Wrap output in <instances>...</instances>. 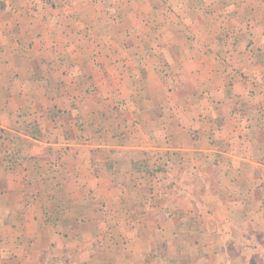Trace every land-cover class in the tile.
Masks as SVG:
<instances>
[{"label":"crops","instance_id":"crops-1","mask_svg":"<svg viewBox=\"0 0 264 264\" xmlns=\"http://www.w3.org/2000/svg\"><path fill=\"white\" fill-rule=\"evenodd\" d=\"M250 5L0 0V264H160L146 243L264 264V74L236 76L264 72ZM222 26L245 41L229 68Z\"/></svg>","mask_w":264,"mask_h":264},{"label":"rangeland","instance_id":"rangeland-1","mask_svg":"<svg viewBox=\"0 0 264 264\" xmlns=\"http://www.w3.org/2000/svg\"><path fill=\"white\" fill-rule=\"evenodd\" d=\"M208 1H210V0H207V2ZM166 2H168V1H166ZM245 2H251L250 6L252 7V12H255L254 14L259 16L260 12L263 10V6H259V4H260V2L263 3V0H250V1L249 0H245ZM165 5H167V4H165ZM251 7L248 8V9H244V11L250 12ZM165 10L167 12L166 16L169 17V15L171 14V9L170 8L169 9H166V8L163 9V13L161 12V15H163V16L165 15V13H164ZM215 11H216L215 9L211 8L209 10V12L207 10V14L208 15H213V13ZM167 23L168 22L166 21L165 24H160L158 26H162L161 27L162 29L164 28L165 31L169 32V29H170L171 25H169V23L168 24ZM146 26H148V25H146ZM206 26L212 27L211 24L206 25ZM192 27H194V25ZM184 28H183L184 30L182 29V32H185V34H186L185 37H188V41H190L191 43H195L196 39L193 38V37H195V33H194L193 28L190 29L191 27L188 26V25H185ZM209 29L210 28H208V30ZM219 29H220V33H219V36L217 37V41H216L215 44H218V46H220L223 49V52H225L224 56H223V62H225V65L227 66V68H229V66L232 67L233 59L236 57L235 56V54L237 52L236 48H238L245 41H238L237 39H234L230 35V32L225 31L227 28H224V26H222ZM155 31H156V29H155ZM156 41L158 42L159 40L156 39ZM247 41H248V43H246L247 51L252 52L251 46H254L255 40H254V38H250ZM203 44H204L205 47L211 46L208 40L204 41ZM259 51H260L261 54H258L257 56L251 55V58H253L254 61H256V62L252 63V65L255 66V65H257L259 63L260 64L259 66H263L264 67V43L263 42L260 44V50ZM247 61H249L248 58H247ZM253 73H254L253 70L250 71V72L248 71L247 73L246 72H241L240 73V72L236 71V76H239V78H241V80H248L250 77L253 78L252 80H255V79H259L261 74L262 75L264 74V72L262 71V68L260 69V71L258 73H257V71L254 74ZM259 73H260V75H259ZM159 245H161V244H159ZM145 247L146 248H144V250L153 251L155 254L157 253L156 254L157 256H155V258H157V260L159 261V262L157 261L158 263L167 264L168 259H170L172 264H176L175 260H174V257H175L176 252L178 251V247H172L171 250H169V249H165L164 250L161 247H159L157 249L153 245H150L149 243H146ZM173 250H175V251H173ZM171 251H173V252H171ZM110 253H111L110 251H106V253H105L106 256L102 255L100 257L93 258V261L94 260L95 261L92 262V264H98L97 259H101L102 257H103L104 260H108L109 261L108 264H121V261H122L123 257L122 258H116V259H118V262H114L113 260H111ZM171 254H174V255H171ZM96 256H97V254H96ZM155 258L153 259L154 262L156 260ZM148 259L152 260V255L149 256ZM110 261H112V262H110ZM147 262L150 263L149 261H147ZM60 264H65V263H63V261H62ZM66 264H68V263L66 262ZM103 264H105V263H103Z\"/></svg>","mask_w":264,"mask_h":264}]
</instances>
